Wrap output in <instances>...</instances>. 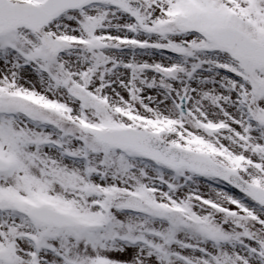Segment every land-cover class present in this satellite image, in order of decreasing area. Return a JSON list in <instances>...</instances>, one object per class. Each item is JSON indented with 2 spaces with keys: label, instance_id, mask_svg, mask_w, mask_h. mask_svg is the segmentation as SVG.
<instances>
[{
  "label": "snow or ice",
  "instance_id": "6c2138e0",
  "mask_svg": "<svg viewBox=\"0 0 264 264\" xmlns=\"http://www.w3.org/2000/svg\"><path fill=\"white\" fill-rule=\"evenodd\" d=\"M0 264H264V0H0Z\"/></svg>",
  "mask_w": 264,
  "mask_h": 264
}]
</instances>
